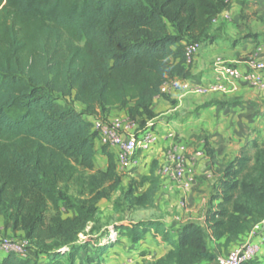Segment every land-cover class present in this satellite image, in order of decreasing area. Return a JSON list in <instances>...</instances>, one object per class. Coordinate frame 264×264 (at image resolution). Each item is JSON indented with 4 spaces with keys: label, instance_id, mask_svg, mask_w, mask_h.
I'll return each instance as SVG.
<instances>
[{
    "label": "trees",
    "instance_id": "1",
    "mask_svg": "<svg viewBox=\"0 0 264 264\" xmlns=\"http://www.w3.org/2000/svg\"><path fill=\"white\" fill-rule=\"evenodd\" d=\"M227 2L0 0V215L8 213L13 228L40 248L33 258L0 250V264L73 263L61 249L78 241L96 204L120 184L113 155L96 146L85 117L114 116L117 110L138 124L154 122L152 106L163 86L186 77V48L209 40V28ZM12 110L18 115L12 117ZM97 153L106 156L104 172L96 168ZM67 162L93 172L90 197L79 205L59 192ZM157 167L154 160L148 177L131 180L135 186L124 195L130 208L154 206ZM213 192L211 202L217 203L203 223L148 220L117 231L134 243L152 232L158 245L168 246L160 258L140 264L213 263L212 240L222 241L226 251L264 220V142L245 146ZM59 201L74 216L48 220L46 203ZM97 234L95 252L101 256L116 241L107 232ZM48 240L56 245L48 247ZM86 263L103 264L90 258Z\"/></svg>",
    "mask_w": 264,
    "mask_h": 264
},
{
    "label": "crops",
    "instance_id": "2",
    "mask_svg": "<svg viewBox=\"0 0 264 264\" xmlns=\"http://www.w3.org/2000/svg\"><path fill=\"white\" fill-rule=\"evenodd\" d=\"M207 35L209 40L199 44L186 77L166 84L163 96L152 106L158 142L147 152H152L150 161L155 160L158 167L167 165L172 170L166 151L178 146L183 148L184 156L181 180L173 181L157 172L160 179L158 193L167 191L170 194L168 206L176 212L165 222L166 225L203 223L206 212L217 203L211 202V196L224 169L240 156L245 146L255 141L264 142V88L239 81L227 92L196 95L185 93L180 87L184 82L202 85L215 82L218 76L213 65L217 62L233 65L244 72L245 63L249 61L264 63V0H228L225 10L214 20ZM257 74L264 80V71ZM167 132L172 134V138L165 139ZM106 151L113 155L117 164L120 151L112 147H107ZM146 159L136 156V163L128 172L149 175V164H140ZM186 179H191L189 191L182 187ZM242 239L258 246L253 261L264 264V224L256 234L248 233ZM152 241L157 248L158 259L169 248L158 245L154 239ZM221 243L213 240L210 243L216 259L221 256L219 249L221 254H227L229 250H223ZM214 263L216 261L201 264Z\"/></svg>",
    "mask_w": 264,
    "mask_h": 264
},
{
    "label": "rangeland",
    "instance_id": "3",
    "mask_svg": "<svg viewBox=\"0 0 264 264\" xmlns=\"http://www.w3.org/2000/svg\"><path fill=\"white\" fill-rule=\"evenodd\" d=\"M77 107V106H76ZM114 116L120 117L122 113L117 110L112 111ZM12 117L18 115L17 110H12L10 112ZM148 122L141 124L139 129L144 128ZM156 130V129H155ZM156 132V131H155ZM144 133L139 135V139H143ZM105 155H95L96 168L99 171L104 172L107 168V160L103 157ZM136 156H144L148 159L141 161V166L143 163H148L151 166L150 157L152 152H138ZM105 167L104 169H102ZM142 168V167H141ZM159 167H157V172ZM128 171V170H127ZM130 171V170H129ZM116 174L120 179V184L116 192L111 194L108 198L100 200L96 204V214L92 221L89 222L84 232L78 235V241L70 246L61 249L65 251L67 255L73 257L72 264H87L86 258H90L93 261H99L103 264H140L143 261H154L158 256L157 248L153 244V235L151 232L146 233L142 239L136 243L131 242L130 239L122 237L117 231L118 227H123L122 229H129L130 225L133 223H138L141 221L148 220H158L162 222H167L173 216L176 215L174 210H171L168 206L170 194L158 193L155 199V205L148 209H132L128 205V201L125 199V193L133 188L135 185H131V180L140 181L144 177L135 172H123L120 171L118 164H116ZM93 175V172L85 171L78 167L77 165L67 162L64 170L60 174L59 182V192L61 195L67 199V202L72 205H79L80 201L86 200L90 197L89 189L87 184L89 182V177ZM148 187L147 184L144 185L142 189H138L135 195L142 193ZM62 201H59L57 206H53L50 202L46 203L45 215L48 220L52 218H64L66 216H74L73 211H65L62 207ZM121 229V231H123ZM109 231V232H108ZM98 232L105 233L109 235L113 232L117 233V239L115 240V245L113 248L109 249L106 253L99 256L96 254V240L98 239ZM26 243L27 255L34 257L35 253H40V248L34 247L27 241L25 234L21 230H15L12 226L11 220L8 218V213L0 215V250L2 252H10L11 247H3L2 245L7 243L9 245ZM87 242L86 247L83 249L79 248ZM11 243V244H10ZM211 243V242H210ZM209 243V245H210ZM48 247H54L56 242L54 240L47 241ZM147 248V249H146ZM146 249V250H145ZM220 257H225V254H221ZM67 264H70L69 262ZM215 264V263H214Z\"/></svg>",
    "mask_w": 264,
    "mask_h": 264
},
{
    "label": "built area",
    "instance_id": "4",
    "mask_svg": "<svg viewBox=\"0 0 264 264\" xmlns=\"http://www.w3.org/2000/svg\"><path fill=\"white\" fill-rule=\"evenodd\" d=\"M199 48L200 45L197 43L186 48L185 56L187 66L192 64L195 53ZM245 69L246 71L244 72L233 65L217 62L213 65V71L218 76L215 82L207 85L184 82L180 87L185 93L196 95L227 92L229 89L235 88V85L239 81H245L260 89L264 88V80L257 74L258 71H264V63L249 61L245 63ZM165 86L162 88V94ZM85 119L91 123L92 131L97 135V147H112L120 151L117 157V164L122 173L128 172L135 165L136 153L148 152L158 142V133L155 130V122L153 121H148L144 128L139 129L140 124L130 121L123 116L85 117ZM141 133H144L143 139H139ZM164 137L165 139L172 138V134L167 132L164 134ZM182 151L183 148L178 146L169 148L165 154L167 161L172 163V170L167 165H162L159 167L158 174L167 176L173 181L181 180L184 176V156ZM191 184V179H186L182 183V187L185 191H189ZM183 205L184 203H181V206ZM263 224L264 220L253 226L249 234H256ZM110 237L115 241L117 239V233L113 232ZM2 246L5 248L10 246L12 252L21 256L27 255L25 242L13 245L5 243ZM257 253L258 246L256 244L251 241H244L230 248L225 257L217 258L216 264H244L253 261Z\"/></svg>",
    "mask_w": 264,
    "mask_h": 264
}]
</instances>
